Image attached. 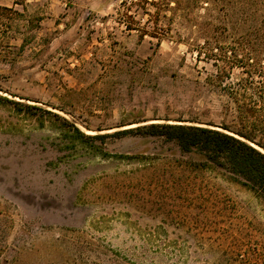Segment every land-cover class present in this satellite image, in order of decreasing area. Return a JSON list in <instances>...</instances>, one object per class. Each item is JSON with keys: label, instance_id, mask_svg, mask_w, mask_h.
I'll return each instance as SVG.
<instances>
[{"label": "rangeland", "instance_id": "rangeland-1", "mask_svg": "<svg viewBox=\"0 0 264 264\" xmlns=\"http://www.w3.org/2000/svg\"><path fill=\"white\" fill-rule=\"evenodd\" d=\"M0 7V264H264L263 198L196 151L116 134L237 129L264 0Z\"/></svg>", "mask_w": 264, "mask_h": 264}, {"label": "trees", "instance_id": "trees-1", "mask_svg": "<svg viewBox=\"0 0 264 264\" xmlns=\"http://www.w3.org/2000/svg\"><path fill=\"white\" fill-rule=\"evenodd\" d=\"M6 12L13 13L11 9L0 7V17ZM260 18L259 27H254L249 34L248 61H254L255 53L264 49V13ZM251 74H248L246 85L238 84V88L232 90L239 113L237 129L222 125L223 132L195 126L152 124L116 134L162 137L175 142L182 153L196 151L204 159L202 167L225 172L231 183L264 199V79L259 76L262 80L255 81L250 78ZM0 100L8 102L3 97ZM72 128L77 136L85 137L76 127ZM86 138L99 139L101 136ZM234 264H242V261H234Z\"/></svg>", "mask_w": 264, "mask_h": 264}]
</instances>
